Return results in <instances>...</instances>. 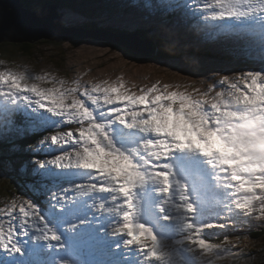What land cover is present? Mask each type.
Wrapping results in <instances>:
<instances>
[{"label": "snow or ice", "instance_id": "snow-or-ice-1", "mask_svg": "<svg viewBox=\"0 0 264 264\" xmlns=\"http://www.w3.org/2000/svg\"><path fill=\"white\" fill-rule=\"evenodd\" d=\"M199 3L185 0L183 7L201 17L205 26L220 21L225 28L257 25L264 30V0H203L202 10L195 6ZM82 22L71 14L62 21L69 28ZM29 79L23 72H0V86L8 87L0 91V137L14 125V115L23 117L24 126L16 129L22 132H44L65 123L78 127L38 142L34 150L45 153L60 146L54 157L33 158L37 166L32 175L47 189L51 202L46 199L48 207L42 208L25 198L18 211L15 204L0 209L6 213L0 219L8 220L7 230L0 223V248L5 252L23 258L29 241L42 242L46 250H66L69 243L51 223L56 217L68 221L61 228L72 237L71 243L103 257L95 264L163 262L170 255V232L178 234L174 242L191 254L183 264H197L216 247L202 235V229L214 227V222L199 219V192L184 179L196 167L180 155L200 158L201 180L215 181L220 189L222 208L216 216L231 217L234 209L251 213L256 201L264 209V67L221 76L219 84L227 88L212 96L215 86L208 92H177L168 91V84L163 89L154 84L137 94L122 82L105 81L81 90L62 80L58 87L42 88L29 84ZM50 165L69 171L53 173ZM53 176H75L80 182L48 187ZM150 197L156 202L142 211ZM90 209H98L100 215ZM122 246L127 253L119 251ZM16 260L13 255L10 264ZM61 264L76 262L62 258Z\"/></svg>", "mask_w": 264, "mask_h": 264}, {"label": "rangeland", "instance_id": "rangeland-1", "mask_svg": "<svg viewBox=\"0 0 264 264\" xmlns=\"http://www.w3.org/2000/svg\"><path fill=\"white\" fill-rule=\"evenodd\" d=\"M194 1L188 0V3L193 5ZM102 2V0L93 2L75 0L70 7H60L57 10L62 16V21L71 14L83 18L84 23L90 20L97 26L113 32L128 34L147 30L149 35L164 36L177 45L179 54L166 59L154 58L155 53L150 57L138 55L134 58L131 53L137 54L120 44L89 37L78 41L63 40L56 42L57 45L48 40H39L32 43L30 49L23 53L18 51V47L15 49L12 45H7V50H13L12 56L7 57L0 53V72H23L30 77L29 84L37 83L42 88L54 85L58 87L61 80L66 86H80L81 90L84 87L91 88L94 85L103 84L105 81L108 84L122 82L130 91L137 94L140 89L146 91L154 84L161 89L168 84L170 86L168 91L177 92H191L193 88L208 92L209 88L215 86L209 93V96H212L216 91H224L227 88V85L219 84L221 76L227 74L230 78L236 77L241 72L259 71L264 67V30L260 31L257 25L232 29L223 27V24H218V21L215 24L210 23L211 26H205L202 22L199 24L195 21L196 16H192L188 9L183 7L185 0H114V3H111L114 8L111 10H108L107 4L103 5ZM74 4L80 6L71 8ZM195 6L198 10H202L203 4ZM167 14H171L169 20L164 17ZM81 25L82 23H79L75 26ZM204 39L206 41L203 42ZM36 77L44 79L36 80ZM48 81H53V83H48ZM241 88H243L242 84ZM0 91L6 92L8 87L0 86ZM79 98L85 99L86 103L91 106V102L85 97ZM2 99L0 97V100ZM52 119L60 118L52 117ZM16 131L12 130L8 133V130H3V135L13 136ZM57 131L55 128V132ZM63 131L66 132V130ZM62 146L68 149L67 145ZM52 147L57 151L49 154L54 156L60 154V146L53 145ZM28 150L35 151L33 148ZM179 158L191 160L196 167L190 169L184 175V179L190 189L195 187L199 192V198L195 200L199 209L197 214L199 219L205 223L214 222V227L202 229V235L206 242L216 247L213 253L201 255L197 264L201 262H207V264H264V236L260 239H253L249 236L251 232L264 228V209L260 201L255 202V210L251 213L234 209L231 217L227 213L216 216L215 213L222 208V204L220 203V189L215 186V181L205 183L201 180L203 164L200 158L191 155H180ZM29 163L32 172L37 165L33 159H30ZM18 165L20 170L25 167L23 162H19ZM49 167L53 173L69 171L57 169L53 165ZM57 179L58 182L48 187L57 184L67 186L69 182H80L75 176L57 177ZM3 182L7 183V180L3 179ZM32 186L35 187L36 183L33 182ZM259 191L257 189L258 193ZM46 193L47 189H45L42 208L48 207L46 199L51 202L50 195ZM10 196L8 192L0 190V209H6L15 204L18 211L23 199L9 202L7 199ZM155 202V197L146 199L141 206L142 211L144 207ZM90 211L100 215L98 209H90ZM4 216L6 213L0 212V217ZM66 222L68 221L56 217L51 220L57 231L69 243L66 250H46L42 242L32 244L29 241L23 258L0 248V254H2L0 259H3L4 264H10V258L13 255L17 256L15 264H32L33 261L37 264H61L62 258L66 261H75L76 264H95L96 261L103 259L94 250L71 243L72 237L61 228V224ZM0 223H3L7 230L8 220L0 219ZM161 223L165 222L161 221ZM166 234L171 235L173 240L179 238L174 232ZM119 251L127 253L124 246ZM166 251L170 255L165 257L163 262L157 261L156 264H183L185 259L191 258V254L176 243L169 245Z\"/></svg>", "mask_w": 264, "mask_h": 264}, {"label": "trees", "instance_id": "trees-1", "mask_svg": "<svg viewBox=\"0 0 264 264\" xmlns=\"http://www.w3.org/2000/svg\"><path fill=\"white\" fill-rule=\"evenodd\" d=\"M24 7L30 8V10H36L41 8L47 4H57L58 7H70V5L75 0H20ZM83 2H93L97 0H80ZM80 6L79 4H74L71 8ZM83 6V5H81ZM169 16L171 14L165 15V19L169 20ZM94 21V20H93ZM86 28H100L94 22H82V25ZM106 29V28H105ZM138 36L140 38H150L152 43L155 45V54L154 58L156 59H166L170 58L174 55H178L179 49L177 45L161 35H149L147 30H139L137 31ZM51 42V41H50ZM54 45H57L55 42H51ZM7 45H12L15 49L18 47V51L23 53L27 52L32 44L30 43H0V53L7 57L12 56L13 50H7ZM7 51V52H6ZM131 55L136 58L138 55ZM14 125L10 126V133L12 130H16L18 127L22 128L24 126L23 117L20 115H14ZM77 125L69 124V125H61V127L56 128L58 131L66 130L69 128L75 129ZM6 131V130H4ZM55 128L49 129L44 132H22L16 131L13 136L3 135L0 137V190L8 192L11 196L7 199V201L11 202L16 199H25L30 198L35 200L40 205L44 204L43 197L45 194V188L40 187V182L36 177L32 175L30 171V163L29 160L35 158L36 160H45L50 157L52 154L45 153L42 151H34L28 150L29 148L36 149L38 146V142L44 137L49 136L50 134H54ZM53 156V155H52ZM14 161L16 163L14 164ZM19 162H23L25 165L23 170L19 168ZM3 179L7 180V183L3 182ZM33 182L36 183V186L33 187ZM55 181L51 179L47 181V184H51ZM31 183V184H29ZM17 197V198H16ZM249 236L253 239H260V237L264 236V228L260 230L253 231L249 234ZM175 240L170 239L169 245H173Z\"/></svg>", "mask_w": 264, "mask_h": 264}, {"label": "water", "instance_id": "water-1", "mask_svg": "<svg viewBox=\"0 0 264 264\" xmlns=\"http://www.w3.org/2000/svg\"><path fill=\"white\" fill-rule=\"evenodd\" d=\"M57 4H47L37 10L24 7L20 0H0V43H34L39 40L60 42L84 38L117 43L137 55L150 57L155 45L150 38L141 39L136 32L118 33L105 28L66 27Z\"/></svg>", "mask_w": 264, "mask_h": 264}, {"label": "bare ground", "instance_id": "bare-ground-1", "mask_svg": "<svg viewBox=\"0 0 264 264\" xmlns=\"http://www.w3.org/2000/svg\"><path fill=\"white\" fill-rule=\"evenodd\" d=\"M194 4H195V1H194ZM199 4H203V0H200V3ZM195 21L199 24H201L200 22L203 23V19L201 17H198L196 16V19ZM212 24H215V22H212ZM218 24H222V22L218 21ZM207 26H211V24H208ZM259 30L262 31V29L260 28V26H258ZM257 35V34H255ZM206 41V39L203 40V42ZM76 79V78H75ZM108 106H105V108H107ZM216 191V190H215Z\"/></svg>", "mask_w": 264, "mask_h": 264}]
</instances>
